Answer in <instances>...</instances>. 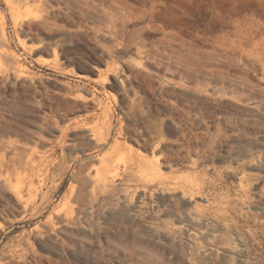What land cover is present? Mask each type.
I'll return each instance as SVG.
<instances>
[{"label":"rangeland","instance_id":"obj_1","mask_svg":"<svg viewBox=\"0 0 264 264\" xmlns=\"http://www.w3.org/2000/svg\"><path fill=\"white\" fill-rule=\"evenodd\" d=\"M0 264H264V0H0Z\"/></svg>","mask_w":264,"mask_h":264},{"label":"bare ground","instance_id":"obj_2","mask_svg":"<svg viewBox=\"0 0 264 264\" xmlns=\"http://www.w3.org/2000/svg\"><path fill=\"white\" fill-rule=\"evenodd\" d=\"M82 129L90 132H96L97 126L96 124L93 123H84L82 125ZM117 172L116 170L110 171V168L108 167L107 164H101V168L96 170V177L98 180L104 181L108 179V177L115 178L117 177Z\"/></svg>","mask_w":264,"mask_h":264}]
</instances>
